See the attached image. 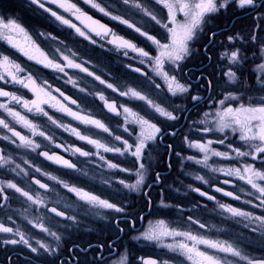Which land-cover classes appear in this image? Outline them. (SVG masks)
<instances>
[{"label":"flooded vegetation","instance_id":"flooded-vegetation-1","mask_svg":"<svg viewBox=\"0 0 264 264\" xmlns=\"http://www.w3.org/2000/svg\"><path fill=\"white\" fill-rule=\"evenodd\" d=\"M73 2L77 3L94 19L106 24L118 35L131 40L139 47H144L145 50H149L151 55H155V48L151 46L150 42L146 41L145 37H140L139 33H136L133 29H129L126 25L103 16L95 9L85 5L83 0H73ZM100 2L107 5L114 3V0H100ZM143 2L166 21L167 10L162 5L155 4V0H143ZM46 6L58 13H62V10L57 9L55 5ZM62 14L66 18L73 19V22L79 25V22L75 21L67 13ZM119 14L136 26L141 27L142 30H146L150 35L160 38L164 34V30L159 25H156L150 17L143 16L137 9L120 4ZM256 15L258 13L238 9L234 6L227 11L222 10L220 14L209 21V27L217 32L215 42L209 45L211 40L209 33L208 35H202L192 45L193 55L184 61L182 71L175 74L181 79V82L191 85L190 91L192 95L201 97L196 102L186 98L177 99L171 97L163 80L154 76L149 66L140 64L136 53L129 51L127 55H124L123 51H117L112 45L107 44L106 40H100L98 37L95 45L90 44L88 41H83L71 29L60 25L48 13H44L42 9L32 5L30 0H0V17L17 18L33 39L37 40L40 46L49 54H52L57 46L64 48L66 45L67 48L76 52L75 59L77 62L88 61L85 66L89 71L99 75L107 83L114 84L119 90L123 91L129 87L134 88L157 103H161L162 106L168 107L169 110L175 104H180L181 107L186 108V111L177 113L182 117L180 123L175 128L169 127L174 122L166 121L165 118L159 117L143 101L121 96L119 92H113L105 85H101L99 81L94 80L93 77H89L76 69H66L67 76L63 73L53 72L51 69H46L34 61L27 60L26 57L11 48L5 41L0 40V53L9 55L11 59L20 63L25 68V74L31 73L38 83H43L46 80L54 88H60L65 95L75 99L80 108L78 109L77 105H69L73 111H81L84 115H91L93 118L100 119L110 128L113 136H109L108 133L93 126L81 124L71 117L57 112L54 108L45 105V110L54 119L70 127H75L83 134L93 139H98L103 143L122 147L120 142L114 140V135H121L123 139H128L129 142H132L135 133H133L132 137H129L128 133L123 131V117H117L108 112L104 107V101L98 98V94H103L110 103L115 102L118 106L124 104L142 115L151 117L153 122L158 123V126H162L166 131L162 140H158L153 145L148 158L150 168L147 181L151 183V187L145 188L143 191L151 193L153 203L151 208H149L146 206V201L141 199L138 193L129 192L118 183L121 179L126 182H134V175L130 176V173L109 169L104 163V160H108L118 163L121 167H130L132 157L119 156L115 153H104L102 151L97 155V150L92 145L77 139L70 131L56 127L46 117H38L32 113H26L20 105L11 104L10 106L14 110L27 115L29 119L39 125L40 130L51 137V141L45 140L41 136L33 137L28 129L12 121L11 117H8L7 113L0 109V119L10 122L16 131L28 136L40 145L36 150L17 147L20 141L13 137L11 132L0 127V154L9 157L13 161L10 165L0 167V182L7 183L11 181L24 190L29 191L33 196L39 194L46 205V207L32 205L25 197L16 193L15 190L6 188L5 195L9 197V200L5 202L3 197L0 196V205H4V207H0V223L7 227L20 228L25 231L31 237L34 245L36 240L52 242L51 238L41 233L39 229L32 228L25 217L28 219L50 217L51 219L45 222L53 230H57V221L61 220V218L55 217L54 213L48 212L47 209L57 207L58 210H64L69 214L75 209L80 221L79 226L73 227L64 233V242L60 246L62 250L60 259L67 261L68 264H74V257L69 251L73 245L87 246L89 242L93 244L103 242L105 244L103 257L107 264H113V261L118 260L121 254L127 255L130 264H141V258H158L166 250H162L154 244L137 241L134 237L148 226L149 221L155 222L160 219L165 220L173 227H178L181 230H191L210 239L228 240L230 242L239 241L240 247L251 257H264V241L261 240L259 233L251 232L249 228L244 227L245 221L240 218H232L230 214L223 213L219 208V204L224 203L241 208L244 211H250L254 215H260L264 211L259 207L253 208L252 204L244 203L249 197L245 196L241 191V181L232 177H225L219 172L211 171V168L234 167L238 166V164L235 161L223 160L219 157H211L208 161V167L187 160L182 162V159L189 155L195 156L197 159L203 158L202 153L188 148L183 142L186 134L192 139H201V142H205L208 139L216 140L219 136L218 133L205 134L197 132L195 128L204 127L198 122L203 119L205 113L214 112V105L227 94L225 91L226 77L224 72L228 70V64L226 60H220V54L231 50L228 36L235 35L238 32L245 36L251 34L256 30ZM179 18L182 19V17ZM261 27H264V24ZM40 32L56 36L57 40H45L39 35ZM258 34L264 37V31ZM20 39L23 38L21 37ZM240 44V41H236L237 46H240ZM206 46L209 49L207 53L205 52ZM243 47L247 50L245 53L247 61L242 70V78L246 79L247 83L255 89V69L260 60L253 55V52L257 49L250 47L246 43L243 44ZM66 54L71 55L70 52ZM207 56H211L212 59L208 60ZM60 62L62 63V61ZM135 68H139L140 72L133 71ZM209 74H211L210 78L214 85L212 89L206 87ZM69 76L76 81L75 87L71 83H66ZM156 84H159L160 88H157ZM0 88L22 95L25 99L34 98L27 89L19 85H13L10 81L7 83L0 81ZM81 88L84 89L83 92L80 91ZM54 95L61 102L67 104V101H64L58 93H54ZM0 103H8L7 98L0 97ZM132 129H135V132L139 131L135 125H129V130L132 131ZM173 131L177 133L175 136L171 135ZM5 136L9 137V139H4L3 137ZM229 136L234 146L239 143L238 138L231 137V134ZM57 144L61 147L57 148ZM169 144L173 145L175 150L181 153L180 157H177L174 152L168 151L167 145ZM76 147L89 152L90 155L83 157L78 153L74 154L72 149ZM212 147L218 151H229L225 145L218 143L213 144ZM43 151L49 152L50 155L62 156L75 164L76 167L67 169L55 164L39 155ZM230 155H234V153H230ZM100 156H103L104 160H101ZM169 164H171V167H169ZM255 164L260 167L261 161L257 160ZM16 165L20 167L17 168ZM37 168H40L41 171L37 172ZM157 172L164 178L162 185L160 183H152ZM49 175L56 176L69 185L91 191L101 196V198L123 203L130 211L139 213L136 217L135 229L126 224L120 214L110 213L108 210L103 209H89L87 213L80 210L77 207L80 203L77 198L61 184L48 179ZM196 176H203L208 183L197 180ZM34 179L47 184V190L40 189L38 185L34 184L32 182ZM225 179L229 180L230 183H222ZM216 187L239 194L241 199L233 200L231 197L224 196L223 192L215 191ZM243 187L248 189L246 185ZM193 188H199L201 191L206 192L207 195L213 196L214 199L208 200L207 196H200L197 192L192 191ZM162 202L171 207H162ZM68 203L72 204V209L65 207V204ZM252 203L258 204L259 201L253 200ZM141 209L143 210L141 211ZM140 216H143L144 219L141 220ZM189 216L204 223L206 227L202 229L198 224L190 225L188 222ZM114 217L121 219V226L125 227V233L121 234L115 231ZM9 236L10 234L0 233V264H9V257H11L13 264H44L45 257L36 258L23 246L4 245L3 240ZM109 245L111 247H108ZM168 255L171 256L172 254L169 253ZM47 259L50 260L52 258ZM88 259L91 260L92 256L89 255ZM56 264H60V260H56Z\"/></svg>","mask_w":264,"mask_h":264},{"label":"snow or ice","instance_id":"snow-or-ice-1","mask_svg":"<svg viewBox=\"0 0 264 264\" xmlns=\"http://www.w3.org/2000/svg\"><path fill=\"white\" fill-rule=\"evenodd\" d=\"M30 3L42 9L44 13H48L60 25L71 29L83 41H88L90 44L95 45L97 44L96 38L98 37L100 40H106L107 44L112 45L117 51H123L124 55H127L129 51L136 53L139 57V63L149 66L154 76L160 77L163 80L171 97L177 99L186 98L196 102L201 97L192 95L190 91L191 85L181 82V79L175 74L182 71L184 61L193 55L192 45L202 35H208L209 33L211 36L209 45L215 42L217 32L209 27V21L220 14L222 10L227 11L230 7L234 6L238 9L258 13L255 17V31L247 36L239 32L228 36L231 50L220 54V60H226L228 64V70L224 72V76L226 77L225 91L227 94L214 105V112L205 113L203 119L198 122L200 125H204V127L195 128L197 132L205 134L218 133L219 136L216 140L208 139L205 142H201V139H192L186 134L183 142L188 148L202 153L203 158L197 159L195 156L189 155L184 157L182 162L183 160H187L208 167V161L211 157L235 161L238 166L211 168V171L219 172L225 177H232L235 180L241 181V191L245 196L249 197L244 203L252 204L253 208L259 207L264 210V37L258 34L264 31V27H261L264 24V0H155V4L162 5L167 10L166 21L146 6L143 0H114V3L107 5L102 4L100 0H83L85 5L95 9L103 16L109 17L113 21H118L120 24L126 25L129 29H133L136 33H139L140 37H145L146 41L150 42L151 46L155 48V55H151L149 50L139 47L131 40L118 35L106 24L94 19L78 6L77 3L73 2V0H30ZM120 4L137 9L143 16L150 17L156 25H159L164 30V34L158 38L130 22L119 14ZM46 5H55L57 9L62 10V13H67L75 21H78L79 25L73 22V19L66 18L62 13H58ZM179 17H182V19ZM39 35L45 40H57L56 36H50L44 32H40ZM21 37L23 39H20ZM0 40L5 41L11 48L26 57L27 60L34 61L36 64L42 65L46 69H51L53 72L63 73L67 76L66 69H76L89 77H93L94 80L99 81L101 85H105L113 92H119L121 96L143 101L159 117L165 118L166 121L174 122L169 127L175 128L182 119L177 113L186 111V108L181 107L180 104H175L169 110L168 107L162 106L161 103H157L146 94H142L134 88L129 87L123 91L119 90L114 84L107 83L105 79L89 71L85 66L88 61L77 62L75 59L76 52L67 48L66 45L64 48L57 46L55 51L49 54L40 46L37 40L33 39L17 18L0 17ZM236 41L241 42L240 46L236 45ZM245 43L257 49L253 52V55L260 60L255 69V89L247 83L246 79L242 78V70L247 61L245 54L247 50L243 47ZM208 50V46H206L205 52L207 53ZM68 52L71 55L66 54ZM207 59L211 60L212 57L207 56ZM133 71L140 72V69L135 68ZM210 77L211 74L207 77L206 87L212 89L214 85ZM0 81H5L6 83L10 81L13 85H19L32 93L34 98L29 100L15 92L5 91L3 88H0V97H5L8 101V103H0V109H3L8 117H11L12 121L28 129L33 137L41 136L45 140L51 141V137L40 130L39 125L29 119L27 115L14 110L10 106L11 104L20 105L26 113H32L38 117H46L56 127L70 131L77 139L92 145L97 150V155L102 151L104 153H115L119 156L132 157L130 167H121L118 163L104 160L103 156H100V159L104 160L109 169L118 170L122 173L127 172L130 173V176L134 175V182H126L124 179H121L118 183L129 192L138 193L141 199L146 201V206L151 208L153 203L151 193L143 191V189L151 187V183L147 181L150 168L148 158L153 145L158 140H162V137L166 134L162 126H158V123L153 122L151 117L142 115L140 112L134 111L124 104L118 106L115 102L110 103L103 94H98V98L104 101V107L109 113L117 117H123V131L128 133L129 137H132L133 133H135L132 142H129L128 139H123L121 135H114V140L120 142L122 147L115 144L103 143L98 139H93L83 134L75 127H70L54 119L45 110L44 106L47 105L54 108L57 112L63 113L81 124L93 126L108 133L109 136H113V132L104 122L93 118L91 115H84L81 111H73L69 105H77V108H80L75 99H71L65 95L60 88H54L46 80L43 83H38L31 73L25 74V68L20 63H17L9 55L3 53H0ZM66 83H71L73 87L76 86V81L71 76L68 77ZM156 87L160 88V85L156 84ZM80 91L83 92L84 89L81 88ZM54 93H58L64 101H67V104L61 102ZM129 125H135L139 131L135 132V129L130 131ZM0 127L11 132V135L20 141L17 147H25L32 150L40 147L33 139L16 131L10 122L5 119H0ZM176 134L175 131L171 133L172 136ZM229 134H231V137L238 138L239 143L234 146ZM3 138L9 139L7 136ZM11 142L14 143L15 141ZM215 143L225 145L229 151L214 149L212 145ZM56 147L59 148L61 146L57 144ZM167 149L169 152H174L177 157L181 156V153L176 151L173 145H167ZM72 151L74 154L78 153L83 157L90 155L89 152L83 151L79 147L73 148ZM230 153H234V155H230ZM39 155L67 169H74L76 167L75 164L64 159L62 156L50 155L47 151L40 152ZM257 160L261 161L260 167H257L255 164ZM12 163L13 161L9 157L0 154V167ZM16 167L19 168L20 166L16 165ZM169 167H171V164H169ZM20 170L24 171L23 169ZM36 171L40 172L41 169L37 168ZM195 178L208 183L203 176H196ZM48 179L61 184L69 193H72L77 198V201L80 202L77 207L85 213L89 209L108 210L110 213L120 214L125 223L132 229H135V221L139 213L130 211L123 203L101 198V196L84 188L64 183L56 176L49 175ZM163 179L157 172L152 183H160L162 185ZM32 182L38 185L40 189L47 190L48 188L47 184L41 183L39 180L34 179ZM222 183L229 184L230 181L225 179ZM244 185L248 186V189H245ZM6 188L15 190L16 193L25 197L32 205L46 207L44 200L39 194L33 196L29 191L24 190L11 181L7 183L0 182V196L3 197L5 202L9 200V197L5 195ZM192 191L197 192L202 197L207 196L208 200L214 199L213 196L207 195L206 192L201 191L199 188H193ZM215 191L223 192L224 196L231 197L233 200L241 199L239 194H234L232 191H224L220 187H216ZM253 200H257L259 203L254 204L252 203ZM161 206L165 208L171 207L163 202ZM0 207H4V205H0ZM65 207L72 209V204H65ZM219 208L223 213L230 214L232 218H240L245 221L244 227L249 228L253 233H259L261 240L264 241V211L260 215H254L250 211H244L241 208L224 203H220ZM47 211L54 213L55 217L61 218V220L57 221V230H53L45 222L46 220H50V217L25 218L32 228L39 229L41 233L50 237L52 242L36 240L34 245L31 237L25 231L20 228L7 227L0 223V233L10 234L9 237L3 240V243L4 245L23 246L36 258L45 257L44 264H56V260H60V264H68L67 261L60 259L62 251L60 246L64 242V233L73 227L79 226L80 221L77 217V212L73 209L71 214H69L64 210H58L57 207L48 208ZM139 218L141 220L144 219L143 216ZM114 219L115 231L121 234L125 233V227L121 226V219L118 217H114ZM188 222L190 225L198 224L202 229L206 227L204 223L193 219L191 216L188 217ZM134 239L154 244L156 247L166 250L158 258H141V264H178V261L179 264H264V257H251L240 247L239 241L230 242L228 240L210 239L191 230H181L178 227H173L163 219L156 220L155 222L149 221L148 226L139 235L135 236ZM169 240L171 242H167ZM108 247H111V245ZM104 248L105 244L103 242L95 244L89 242L87 246L75 244L69 251L74 257V264H107V261L103 257ZM169 253L172 255L169 256ZM89 255L92 256L91 260L88 259ZM47 258L52 259L49 260ZM9 264H13L11 257H9ZM113 264H130V261L127 255L121 254L118 260L113 261Z\"/></svg>","mask_w":264,"mask_h":264},{"label":"bare ground","instance_id":"bare-ground-1","mask_svg":"<svg viewBox=\"0 0 264 264\" xmlns=\"http://www.w3.org/2000/svg\"><path fill=\"white\" fill-rule=\"evenodd\" d=\"M101 230V229H100Z\"/></svg>","mask_w":264,"mask_h":264}]
</instances>
